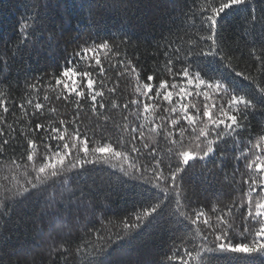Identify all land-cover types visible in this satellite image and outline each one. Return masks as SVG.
<instances>
[{
  "label": "trees",
  "instance_id": "1",
  "mask_svg": "<svg viewBox=\"0 0 264 264\" xmlns=\"http://www.w3.org/2000/svg\"><path fill=\"white\" fill-rule=\"evenodd\" d=\"M208 3L209 0H0V98L9 102L10 112L3 114L7 123L22 135L20 124L34 127L37 122L51 121L53 126H58L59 119L70 120L75 112L71 105L55 99L61 89L55 86L52 77L61 75L74 52L102 42H108L113 48L119 46L120 52L116 56L109 50L100 51L106 70L103 76L88 63L74 65L81 72L93 71V77L103 79L107 87H116L111 95L105 89L108 107L100 111L110 119L103 139L99 133L92 135L97 124L105 123L103 117L98 118L88 105L80 112L81 131H87L92 138L90 148L112 142L117 150L127 151L118 147L115 140L121 135L122 126L136 124L137 109L131 105L132 100L141 101L143 116V86L149 74L156 75L157 85L160 80L183 84L179 79L174 81V74L190 66L193 72L201 70L205 80L226 76L225 83L233 82L238 86L237 94L251 93L254 87L251 81L236 73L264 81L262 65L257 60L264 53V0H247L245 5L237 6L219 21L218 43L221 53L228 57L223 62L231 66L228 71L222 67L219 57H190V64H186L176 62L172 56V48L181 46L178 38H183V58V50L192 47L198 35L207 34L200 28L198 10ZM25 23L29 27L22 33L21 25ZM169 41L171 47H165ZM165 52L169 53L167 58L174 60L172 72L166 67ZM129 59L136 65L139 78L137 73H124L120 66V60L126 63ZM89 63L94 65V61ZM49 83L52 87H47ZM30 84L37 85L40 102L45 105L44 115L38 120L33 118L32 125L18 107L28 98L35 100L37 93L28 87ZM189 91L192 95L185 102L201 110L205 103L219 105L227 101V97L216 96L211 90L202 89L199 96L195 88ZM204 91L208 92L207 100ZM45 93L50 101L43 100ZM113 101L120 107L113 108ZM125 103L130 104L126 110ZM150 103L154 107L144 121L146 128L153 113L158 122L166 115L163 109L169 107L158 100ZM255 103L256 108L249 110L239 144L225 137L226 143H220L214 154L203 160L197 157L189 161L178 177L179 210L174 193L166 196L154 185L126 176L125 171H132L128 167L131 160L119 158H111L109 163L86 165L84 169L63 170L57 177H42L39 190H33L26 183L27 180L36 182L31 165L13 168L4 163L12 157L19 158L18 141L13 142L9 154L0 157V200L5 196V189H11L7 193L8 207L0 209V264H89L94 250L99 247L104 249L103 254L95 258L99 264H169L168 257L177 253L183 256L185 249L201 243V232L207 234L204 219L214 223L216 216L221 211L227 213L229 207H232V215L227 218L236 226L233 242L251 244L252 235L243 239L238 233L243 230L241 216H246L248 211L249 187L241 183V176L245 174L243 179L247 180V173L258 171L246 168V163L264 148V103L259 98ZM51 107L57 112H49ZM192 114L195 115L194 110ZM186 126L185 121L180 128ZM176 131L178 133L179 129ZM122 134L127 138L126 130ZM43 135L34 134L32 138L40 144ZM145 137L144 142L157 145L163 157L168 149L163 137L148 131ZM257 144L259 147H254ZM185 146L192 150L187 141ZM137 147L142 144L138 142ZM247 149H251L252 154H248ZM39 151L43 153L42 144ZM241 152H245L247 160L239 158ZM130 155L135 156V153ZM36 166H40L39 160ZM261 176L264 177V173ZM24 188H29V192L12 195ZM252 196L255 212V203L264 202V191L259 195L253 192ZM160 200L164 203L157 214L140 228L127 234L123 231L125 218L131 222L135 214ZM234 205L239 206V211ZM197 212L204 213L199 226L191 223ZM251 227L254 232L259 224L251 221ZM77 248L81 251L77 252ZM201 255L204 264H264V255L259 253L252 254L250 259H246L248 254L244 253L202 252ZM172 264H179V259Z\"/></svg>",
  "mask_w": 264,
  "mask_h": 264
},
{
  "label": "snow or ice",
  "instance_id": "2",
  "mask_svg": "<svg viewBox=\"0 0 264 264\" xmlns=\"http://www.w3.org/2000/svg\"><path fill=\"white\" fill-rule=\"evenodd\" d=\"M246 3L247 0H209L208 4L198 10L200 28L207 34L198 35L192 47L183 50V58H181L183 38H178L181 46L172 48V56L175 61L190 64V57H219L222 67L225 71H228L231 66L223 64L228 57L226 54L221 53L218 43L219 21L237 6L245 5ZM28 27L29 25L26 23L21 25L22 33ZM171 44L172 42L169 41L165 47H171ZM101 50H109L114 52L116 56L120 55L119 46L113 48L108 42L82 47L79 51L72 54L73 59L67 61V66L63 68L61 75L52 77L55 86L61 89L60 94L55 99L71 105L75 112V115L70 120L59 119L57 121L58 126H53L50 121L47 124L37 122L34 127H25L20 124V121H16L15 123L20 124V133L22 135H19L13 125L7 123L6 116L3 115L10 112L8 100L0 98V113H2L0 114V157L7 156L13 142L18 141L19 162L16 157H12L9 161H4V163L13 168L31 165V172L35 174L36 182L27 180L26 183L33 190H39L38 184L42 183V177H57L63 170L84 169L86 165L109 163L111 158H119L125 161L131 160L128 167L132 171H125L124 174L154 185L166 196L174 193L177 198V209L179 210L181 207L179 199L181 192L178 177L186 170L190 160L197 157L203 160L209 157L210 154H214L220 143H226L225 137L231 138L234 144L240 143V137L246 128L245 121L248 119L249 110L256 108L255 101L257 98H259L261 103H264V86H262L264 81L258 82L255 78L245 76L242 72L236 73V76H243L244 79H249L254 86L251 93L237 94L238 86L234 85L233 82L225 83L224 81L227 80L226 76L214 81L205 80L202 78L201 70L193 72L190 66H185L174 74V81L179 79L184 82L183 84L175 82L169 84L167 80H160L157 85L154 82L156 75L149 74L146 76V82L143 86V116L140 112L141 101L132 100L131 105H135L137 109L135 113L136 124L122 126L121 135L117 136L115 140L118 147H124L127 151L117 150V148L113 147L112 142H105L102 146L90 148L89 144L92 138L87 131H81L78 122L80 112L85 105H88L90 111L98 118L103 117L105 123L103 125L97 124L92 132L93 136L99 133L103 139L107 122L110 119L100 111L106 110L108 107L105 102V89L111 95L116 92V87H107L103 79L97 80L93 77V71L81 72L74 65L88 63L93 70L98 68V75L103 76L106 70L99 55ZM164 55L166 58L169 57L168 52H165ZM257 60L260 61L262 65L261 71L264 72V53L258 56ZM92 61H94V65L89 63ZM119 63L124 68V73H137V78H139V71L132 60L129 59L126 63L125 60H120ZM173 65L174 60L167 58L166 67L169 72H172ZM231 71L234 72L235 70L231 69ZM124 73H118V75ZM97 85L99 88H97ZM28 87L37 93L36 98L35 100L28 98L25 102L20 103L18 107L24 116L28 118V124L32 125L33 118L38 120L44 115L45 105L40 102L37 85L30 84ZM47 87H52V84L49 83ZM190 88L197 90V96L201 95L202 89H207L211 90L216 96L227 97V101L219 105L215 102L211 105L205 103L201 110L195 104L189 105L185 102L187 97L192 95V92L189 91ZM28 95L31 96L32 93ZM203 95L206 100L209 98L207 91H204ZM43 100L50 101L47 93L43 96ZM157 100L169 105V107L163 109L166 115L160 117L157 122V116L153 113V118L146 128L144 121L147 120V114L154 107L150 101ZM112 107L119 108L120 105L113 101ZM129 107V103L123 105L125 110ZM29 109H31V112H29ZM192 110L195 111V115L192 114ZM48 111L56 113L57 109L51 107ZM127 119L128 117L125 116L124 120ZM185 121L187 126L180 128V125ZM200 125H203V127ZM177 129H179L178 133ZM125 130L128 133L127 138L122 134ZM146 131L162 136L168 144V149L163 157L159 155L160 149L157 145H150L144 142ZM40 133L44 135L40 144H38L37 140L32 138V136ZM108 139L111 140V137H108ZM186 141L192 145V150L186 148ZM138 142L142 144V147H137ZM41 144L43 145V153L39 151ZM254 147H259V145H254ZM132 153H135V156L130 155ZM247 153L252 154V150L247 149ZM221 155L223 156V153ZM239 158L247 160L248 156L245 152H241ZM38 160L40 161L39 167L36 166ZM246 168L258 171L254 174L247 173V180L243 179L245 174L241 176V183L248 184L249 192L247 194V215L241 216L243 230L238 234L243 239H247L249 235H252V243L233 242L236 226L230 223L227 218L232 215V207H229L227 213L221 211V214L216 216L214 223L210 222L209 219H204L203 224L206 226L207 234L201 232V243L195 245L192 249H185L183 256L177 253L174 257H168L169 264H172L177 258L179 259V264H192L193 261H196V264H204L202 252L244 253L248 254L246 259H250L252 254L259 253L264 255V202L255 203V212L252 210V193L255 192L259 195L261 191H264V177L261 176L264 173V148H261L260 152L246 163ZM121 170H124L123 165H121ZM9 192H11V189L6 188L5 196L0 200V209L8 207L10 197L7 193ZM27 192H29V188H24L22 192L13 193L12 195H23ZM163 203L164 201L160 200L150 208L135 214L131 222H129L128 218H125L122 221L123 231L127 234L132 229L140 228L154 214H157ZM234 206L239 211V206ZM202 217H204V213L197 212L195 219L190 217L189 219H191L193 225L199 226ZM251 221L259 224L258 230L252 231ZM209 236H211V239H209ZM117 238L119 239L120 237L118 236ZM98 239L103 240V237H98ZM80 251V248H77V252ZM103 252V247L96 248L93 253V260L89 261V264H99L95 258L102 255ZM185 256L188 257L187 260L184 259Z\"/></svg>",
  "mask_w": 264,
  "mask_h": 264
}]
</instances>
